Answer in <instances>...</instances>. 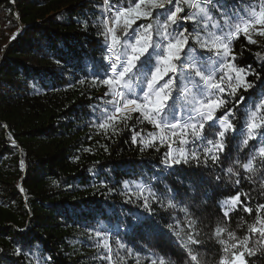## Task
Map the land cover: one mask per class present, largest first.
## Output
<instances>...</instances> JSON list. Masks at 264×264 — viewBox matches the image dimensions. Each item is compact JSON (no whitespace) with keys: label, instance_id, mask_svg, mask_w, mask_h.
<instances>
[{"label":"trees","instance_id":"1","mask_svg":"<svg viewBox=\"0 0 264 264\" xmlns=\"http://www.w3.org/2000/svg\"><path fill=\"white\" fill-rule=\"evenodd\" d=\"M118 3L124 6L125 0ZM101 10L102 0H0V249L5 250L0 252V262L51 264L45 260L51 257L55 264H107L105 250L97 248L107 233L113 258L123 257V264H135L136 253L144 245L147 250L140 252L141 264L153 252L182 264L188 257L180 241L193 231L188 228L191 220L195 221L193 234L202 241L193 246L201 264H218L223 255L218 239L229 245L234 242L228 232L237 240L247 235L249 247H253L258 234H250L248 226L256 222V207L264 204V170L248 178L240 164L246 163L250 154L248 148L237 150L240 137L226 140L218 164L209 159L200 167L198 183L192 187L180 173L168 175L170 169L161 175L160 162L170 148L175 152L178 146L197 151L203 159L204 149L210 147L207 143L178 145L167 130L164 143L144 147L140 137L132 143L133 131L141 132L145 139L148 133L159 134L138 113L126 121L113 122L116 132L99 127L105 110L111 113L113 99L105 86L91 83L96 72L94 58L99 59L104 43L99 35L102 25L95 23L105 18ZM77 20H87V31ZM157 21L162 24L163 17L153 14L132 27L151 23L155 31ZM184 26L199 61L214 58L194 39L197 34L206 38L205 31H194L191 21ZM212 31L220 34L211 27L206 29ZM252 35L256 44H249L244 36L234 41L236 63L240 67L251 65L264 77V37ZM157 39L154 35V41ZM85 77L86 82L79 83ZM142 79L133 81L141 97ZM167 79L164 77L160 84ZM192 79L203 87L198 77L193 75ZM257 85L248 93H240L252 100L246 98L235 117H230L237 128V121L243 122L245 113L254 110L253 102L258 103L264 95V85ZM188 87L195 92L192 83ZM222 98L230 100L227 93ZM223 111L218 110L216 116H222ZM204 134L209 140L216 139L209 134L207 124ZM251 143L255 142L249 147ZM21 160L25 162L23 169ZM178 167L183 170L189 166ZM229 167L232 173L227 171ZM178 176L183 186L177 184ZM237 179L240 184L235 183ZM237 191L253 212L248 214L238 207L225 217L221 202ZM145 197L155 216L143 227L133 228L138 216L150 215L140 207ZM169 201L176 206L169 207ZM260 215L264 216V211ZM217 227L226 229L219 238L214 235ZM176 232H181V237ZM119 243L132 248V255L119 249ZM17 247L26 253L24 257L13 256ZM246 259L248 264H264V249Z\"/></svg>","mask_w":264,"mask_h":264},{"label":"snow or ice","instance_id":"2","mask_svg":"<svg viewBox=\"0 0 264 264\" xmlns=\"http://www.w3.org/2000/svg\"><path fill=\"white\" fill-rule=\"evenodd\" d=\"M185 5L190 11H185ZM153 14L163 17L162 24L157 21L155 31L151 23L132 27L137 20L151 18ZM101 15L105 18L95 23L102 25L99 35L104 38V43L101 56L98 60L94 58L96 72L91 83L94 87L105 86L113 97L110 101L112 111L108 113L105 110L104 122L99 125L101 129L107 131L111 128L116 132L118 129L113 122L121 119L126 121L131 119L132 113H138L141 120L152 124L159 134L148 133L149 138L145 139L141 132L133 131L132 143H137V137L141 138L140 143L144 147H152L157 141L164 143L165 130L171 132L170 139L178 145L207 143L210 147L204 149L203 159L197 151L178 146L175 152L170 148L160 162L161 175L164 170L170 169L168 175L180 173L184 180L191 181L192 187L198 183L197 172L200 167L207 165L209 159L213 164H218L220 153L227 147L226 140H235L237 137L241 138L240 144L236 145L237 150L249 149L247 162L240 164L249 174L248 178L251 179L252 175L264 170V95H260L258 103L253 102L254 110L245 113L243 122L237 121L240 123L239 128L230 119L235 117L238 106L243 104L246 98L252 100L251 96L246 97L240 93H248L249 90L257 88V82L264 85V77L251 65H237L238 58L233 52V43L240 36H244L249 44L257 43L252 34L264 37V0H125L124 6H120L118 0L116 4H113L112 0H102ZM186 21L193 23L194 31H205L206 38L197 34L194 39L199 42L200 48L213 53L214 58L210 56L205 62L199 61L196 49L189 44L190 34L184 26ZM77 23H82V27L87 31V20H77ZM209 27L216 29L220 34L217 35L216 31L206 32ZM154 35L158 37L155 41ZM105 61L107 63H104ZM193 75L200 79L203 87L195 83ZM249 76L253 77L252 81L248 80ZM141 77L142 97L136 94L133 88V81L140 80ZM164 77L168 79L161 85L160 81L164 80ZM86 80L87 77L79 83L84 84ZM188 83L193 84L195 92L188 87ZM196 93L202 98H198ZM225 93L230 100L222 98ZM229 103L232 104L231 108L228 107ZM221 109L224 110L223 115L217 117L216 112ZM206 124L209 134L216 137L215 140H209L204 134ZM214 128L218 130L213 132ZM250 142L255 143H251L249 147ZM180 165L189 167L182 170L178 167ZM20 167L25 168L24 160L20 161ZM227 171L232 173L233 168L229 167ZM236 175L239 176L240 173L237 172ZM176 182L183 186V180L179 176ZM235 183L240 184L241 180L237 179ZM127 186L125 182V187ZM18 187L21 192L24 191L22 186ZM140 191L142 194L143 189ZM244 195L248 196L247 193ZM221 203L225 217L238 207L245 213L253 212V208L248 207L246 201H241L240 191ZM168 206L176 205L169 201ZM140 207L150 215L138 216L133 228L143 227L144 223L155 216L147 197L143 199ZM255 211L256 222L248 226L250 234H258L253 247H249L247 235L237 240L233 232H228L229 239L234 242L229 245L227 241L218 239L219 244L223 245V255L218 264H248L246 256L254 257L264 249V216L260 215L261 211H264V204H259ZM167 227L171 229L172 225ZM188 228L193 231L184 234L186 239L182 237L180 241L183 253L188 257L182 264H201L199 253L193 247L202 243L197 235L193 234L194 220L189 221ZM225 231L226 229L217 227L214 235L219 238ZM96 235L100 237L101 233L97 232ZM176 236L181 237V232H176ZM97 248L105 250L103 259L107 264H123V257L113 258L107 233L103 235ZM118 248L124 249L126 255H132L133 249L125 243H119ZM145 250L147 245L137 251L135 264H141L140 252ZM4 251L0 249V252ZM25 255L20 247L13 252L15 257ZM143 259L145 264H175V261H170L166 255L155 252ZM45 260L55 264L51 257H46Z\"/></svg>","mask_w":264,"mask_h":264}]
</instances>
